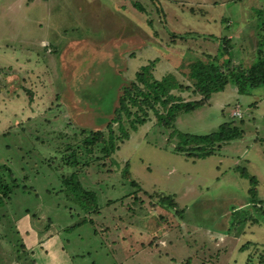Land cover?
Listing matches in <instances>:
<instances>
[{"label":"rangeland","instance_id":"374dc122","mask_svg":"<svg viewBox=\"0 0 264 264\" xmlns=\"http://www.w3.org/2000/svg\"><path fill=\"white\" fill-rule=\"evenodd\" d=\"M199 34L226 37L233 65H254L264 0H0V165L19 180L0 205V264H264V87L245 96L228 82L177 117L174 129L192 135L227 119L241 127L205 158L175 152L153 116L107 160L76 154L70 167L69 151L42 144L65 125L103 130L118 88L152 61L155 79L190 85V66L217 53ZM71 172L97 213L66 201ZM169 196L173 209L159 204Z\"/></svg>","mask_w":264,"mask_h":264},{"label":"trees","instance_id":"16d2710c","mask_svg":"<svg viewBox=\"0 0 264 264\" xmlns=\"http://www.w3.org/2000/svg\"><path fill=\"white\" fill-rule=\"evenodd\" d=\"M133 5L145 14V9L141 4ZM189 10L193 12L195 9L190 8ZM183 38L186 39L180 35H169L168 37L171 43ZM199 38L218 42L217 38L210 34H199L195 40ZM257 38V62L250 67H242L233 65L232 45L229 39L223 36L219 39L216 55L212 56L208 52H203L206 60H197L190 66L187 77L191 83L186 86L179 83L170 73L163 75L160 79H155L153 76L154 61L141 66L132 79L118 88L113 110L103 130L73 129L69 126L64 129L65 125L61 131L52 128L47 133L48 141H42V144L49 146L48 143L51 142L52 145L49 147L54 152L69 151L60 160L70 167L78 164L76 154L80 156L87 154L92 157L97 153L100 157L95 159L107 160L112 158L120 145L129 139L131 132L137 131L153 116L157 128L169 129L171 135L177 138V145L173 149L175 152L192 156L195 159L208 157L217 148L242 136L238 123L234 119H227L219 124L214 132L192 135L176 131L174 122L179 115L210 104L209 100L212 95L223 91L228 82L235 86L237 94L245 96L264 87V36L258 35ZM175 91L178 93H174ZM184 92L190 95V98L184 99L179 95ZM197 97L199 98L196 99ZM70 133L73 135H69ZM79 138L82 139L78 140ZM64 142L68 144L63 145ZM95 162L93 159H87L84 166ZM241 174L248 177L250 183L255 182V178L248 176L246 171H242ZM18 182L19 180L12 176L8 167L0 165V205L19 187ZM61 182L60 191L63 192L68 204L87 214L98 212L99 205L95 192L82 186L77 172H71L63 177ZM131 184L135 185L134 182ZM248 192L252 196L256 194L254 187ZM173 198V196L161 197L159 204L167 209H173L176 206ZM252 202L254 203L253 200ZM182 264H191V262L188 259Z\"/></svg>","mask_w":264,"mask_h":264}]
</instances>
